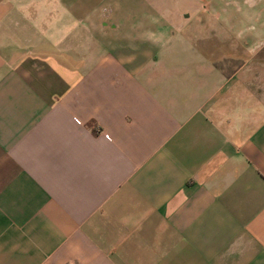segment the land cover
<instances>
[{
	"label": "crops",
	"instance_id": "1",
	"mask_svg": "<svg viewBox=\"0 0 264 264\" xmlns=\"http://www.w3.org/2000/svg\"><path fill=\"white\" fill-rule=\"evenodd\" d=\"M0 264H264V0H0Z\"/></svg>",
	"mask_w": 264,
	"mask_h": 264
}]
</instances>
